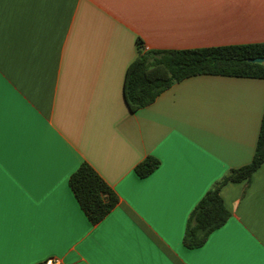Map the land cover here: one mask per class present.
I'll use <instances>...</instances> for the list:
<instances>
[{"label": "crops", "instance_id": "0c3cea01", "mask_svg": "<svg viewBox=\"0 0 264 264\" xmlns=\"http://www.w3.org/2000/svg\"><path fill=\"white\" fill-rule=\"evenodd\" d=\"M255 43L264 0H0V264H264V164L222 187L228 222L184 244L207 192L253 160L264 79L190 77L136 112L124 97L141 52ZM83 163L119 196L95 225L69 183Z\"/></svg>", "mask_w": 264, "mask_h": 264}, {"label": "trees", "instance_id": "16d2710c", "mask_svg": "<svg viewBox=\"0 0 264 264\" xmlns=\"http://www.w3.org/2000/svg\"><path fill=\"white\" fill-rule=\"evenodd\" d=\"M259 57H264V43L141 52L127 69L124 97L130 111L136 112L150 106L164 91L190 77L217 75L264 79V64L248 61ZM263 164L264 116L252 162L229 171L198 203L188 221L184 236L186 247H202L210 235L230 219V211L221 197L222 187L229 182H249ZM159 166L158 159L148 157L136 166V173L147 178ZM69 183L94 225L104 220L119 203L114 189L88 163H83L71 175Z\"/></svg>", "mask_w": 264, "mask_h": 264}, {"label": "built area", "instance_id": "2783aa9c", "mask_svg": "<svg viewBox=\"0 0 264 264\" xmlns=\"http://www.w3.org/2000/svg\"><path fill=\"white\" fill-rule=\"evenodd\" d=\"M41 264H64V261L61 258L49 257L44 260Z\"/></svg>", "mask_w": 264, "mask_h": 264}, {"label": "water", "instance_id": "95a60500", "mask_svg": "<svg viewBox=\"0 0 264 264\" xmlns=\"http://www.w3.org/2000/svg\"><path fill=\"white\" fill-rule=\"evenodd\" d=\"M250 63L264 64V57H259L255 59H249Z\"/></svg>", "mask_w": 264, "mask_h": 264}]
</instances>
